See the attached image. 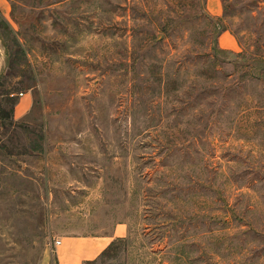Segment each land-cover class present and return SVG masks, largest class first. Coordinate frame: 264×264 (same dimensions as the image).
<instances>
[{"label":"rangeland","instance_id":"374dc122","mask_svg":"<svg viewBox=\"0 0 264 264\" xmlns=\"http://www.w3.org/2000/svg\"><path fill=\"white\" fill-rule=\"evenodd\" d=\"M264 264V0H0V264Z\"/></svg>","mask_w":264,"mask_h":264},{"label":"crops","instance_id":"0c3cea01","mask_svg":"<svg viewBox=\"0 0 264 264\" xmlns=\"http://www.w3.org/2000/svg\"><path fill=\"white\" fill-rule=\"evenodd\" d=\"M125 224H117L110 234L102 236L64 237L54 246L56 264H85L98 259L110 245L127 235Z\"/></svg>","mask_w":264,"mask_h":264},{"label":"built area","instance_id":"2783aa9c","mask_svg":"<svg viewBox=\"0 0 264 264\" xmlns=\"http://www.w3.org/2000/svg\"><path fill=\"white\" fill-rule=\"evenodd\" d=\"M60 243L58 241L54 242V246H58Z\"/></svg>","mask_w":264,"mask_h":264},{"label":"trees","instance_id":"16d2710c","mask_svg":"<svg viewBox=\"0 0 264 264\" xmlns=\"http://www.w3.org/2000/svg\"><path fill=\"white\" fill-rule=\"evenodd\" d=\"M112 244H113V243H112ZM112 244L110 245V247L112 246ZM110 247H109V248H110ZM109 248H108V249H109ZM108 249H107V250H108ZM90 263H91V262H90Z\"/></svg>","mask_w":264,"mask_h":264}]
</instances>
